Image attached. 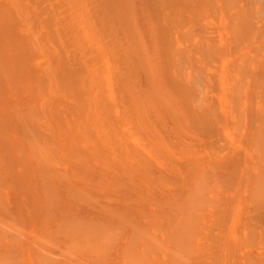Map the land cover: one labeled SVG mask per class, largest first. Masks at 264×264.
Wrapping results in <instances>:
<instances>
[{
    "label": "bare ground",
    "instance_id": "1",
    "mask_svg": "<svg viewBox=\"0 0 264 264\" xmlns=\"http://www.w3.org/2000/svg\"><path fill=\"white\" fill-rule=\"evenodd\" d=\"M0 264H264V0H0Z\"/></svg>",
    "mask_w": 264,
    "mask_h": 264
}]
</instances>
